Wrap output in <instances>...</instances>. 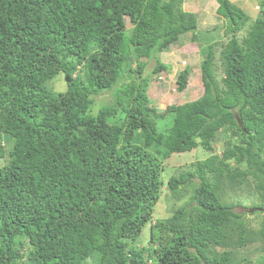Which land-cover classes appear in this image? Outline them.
Returning <instances> with one entry per match:
<instances>
[{
    "label": "trees",
    "instance_id": "obj_1",
    "mask_svg": "<svg viewBox=\"0 0 264 264\" xmlns=\"http://www.w3.org/2000/svg\"><path fill=\"white\" fill-rule=\"evenodd\" d=\"M216 2L222 40L183 0H0V264H264V0L254 17ZM184 33L203 45L202 92L160 112L147 88ZM197 146L207 158L166 183L189 200L153 221L163 160ZM242 189L257 226L225 198Z\"/></svg>",
    "mask_w": 264,
    "mask_h": 264
},
{
    "label": "rangeland",
    "instance_id": "obj_2",
    "mask_svg": "<svg viewBox=\"0 0 264 264\" xmlns=\"http://www.w3.org/2000/svg\"><path fill=\"white\" fill-rule=\"evenodd\" d=\"M231 1V0H230ZM236 6L241 7L246 11L251 17H254L258 11V0H232ZM231 1V2H232ZM217 6L216 0H183V8L185 10H190L196 13L198 27L202 29L213 28L212 34L213 39L222 40L224 39V20L215 15V9ZM200 34L199 37L202 38L204 35L207 36L208 33H197ZM211 34V36H212ZM244 32L238 34V38L241 39ZM199 46V41L197 39L196 33H184L177 41L169 44L161 53L160 58L163 62L171 64V70L164 73H159L151 78L148 88L147 95L150 99V105L157 108L158 111L164 110L167 105L173 103H182L185 101H190L197 98L202 92L201 78L199 63L203 57L201 54V47ZM153 65V61L147 65L150 68ZM185 65L190 67V74L188 77L187 87L180 91H177L174 86L175 77L177 72L180 71ZM65 76L63 73L57 74L53 79L47 82V85H51L54 90H64L66 85L64 82ZM95 107L101 106L111 100V93L105 91L99 96L95 97ZM106 101V102H105ZM168 118V117H167ZM122 116L118 115L111 121L120 122ZM223 147V142L220 137L215 141L213 151L220 154ZM209 152L204 150L201 146H197L190 151H185L181 153H172L168 158L163 160V169L160 173V178L162 180V192L159 197L158 202L154 207L153 221L156 219H162L168 217L173 208L183 205L189 200L191 185L188 187L187 193L183 194L179 200L174 199L167 189L166 183L167 179L171 175H176L179 171L193 170L197 167V164L207 158ZM194 182H199L197 174L195 175ZM225 198L229 202L235 203L234 208L236 212H245V217L250 221L253 226H257L260 219L262 218V213L259 211L253 213L250 210L252 205H259L261 203V198L258 193L251 194L245 189L240 191H235L233 193L226 194ZM152 224V222H151ZM149 237V223L145 224L141 235L135 239L131 244L133 246L147 245ZM254 247V246H253ZM254 249V248H253ZM251 247L249 249V257L252 262H255L256 258L261 254L260 251H254ZM248 251V252H249ZM242 253H246V249L242 250ZM264 254V252L262 253ZM93 259H91L92 261Z\"/></svg>",
    "mask_w": 264,
    "mask_h": 264
},
{
    "label": "water",
    "instance_id": "obj_3",
    "mask_svg": "<svg viewBox=\"0 0 264 264\" xmlns=\"http://www.w3.org/2000/svg\"><path fill=\"white\" fill-rule=\"evenodd\" d=\"M66 78V80H67V77H65ZM249 211H253V209L251 208Z\"/></svg>",
    "mask_w": 264,
    "mask_h": 264
},
{
    "label": "clouds",
    "instance_id": "obj_4",
    "mask_svg": "<svg viewBox=\"0 0 264 264\" xmlns=\"http://www.w3.org/2000/svg\"><path fill=\"white\" fill-rule=\"evenodd\" d=\"M250 209H251V207H250ZM252 209H254V208H252ZM249 211V210H248ZM251 212V211H250Z\"/></svg>",
    "mask_w": 264,
    "mask_h": 264
},
{
    "label": "crops",
    "instance_id": "obj_5",
    "mask_svg": "<svg viewBox=\"0 0 264 264\" xmlns=\"http://www.w3.org/2000/svg\"><path fill=\"white\" fill-rule=\"evenodd\" d=\"M232 1V0H231ZM233 2V1H232Z\"/></svg>",
    "mask_w": 264,
    "mask_h": 264
}]
</instances>
